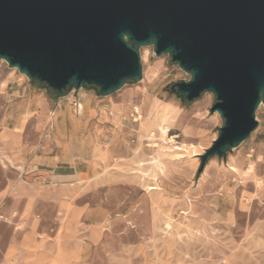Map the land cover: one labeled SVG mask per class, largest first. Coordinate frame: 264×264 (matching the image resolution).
Returning a JSON list of instances; mask_svg holds the SVG:
<instances>
[{
    "label": "rangeland",
    "instance_id": "rangeland-1",
    "mask_svg": "<svg viewBox=\"0 0 264 264\" xmlns=\"http://www.w3.org/2000/svg\"><path fill=\"white\" fill-rule=\"evenodd\" d=\"M137 50L141 78L107 95L57 96L0 62V264H28L38 241L78 243L75 264H264V107L244 142L199 171L224 123L215 96L186 101L175 84L191 74Z\"/></svg>",
    "mask_w": 264,
    "mask_h": 264
},
{
    "label": "water",
    "instance_id": "water-1",
    "mask_svg": "<svg viewBox=\"0 0 264 264\" xmlns=\"http://www.w3.org/2000/svg\"><path fill=\"white\" fill-rule=\"evenodd\" d=\"M146 45L192 74L175 84L186 101L215 96L224 123L199 171L251 135L264 105V0H0V58L57 96L138 81Z\"/></svg>",
    "mask_w": 264,
    "mask_h": 264
},
{
    "label": "crops",
    "instance_id": "crops-1",
    "mask_svg": "<svg viewBox=\"0 0 264 264\" xmlns=\"http://www.w3.org/2000/svg\"><path fill=\"white\" fill-rule=\"evenodd\" d=\"M80 115V114H77ZM20 117H24L23 119H20ZM27 118V113H20L19 115H16V121L19 123L21 127H23L22 122H25ZM70 118V117H69ZM70 121V127L72 131L78 132L83 129L82 125L77 122V120H74L73 118L69 119ZM60 122H62L60 120ZM75 125V127H74ZM61 125L58 126V133L60 131ZM75 128V129H74ZM93 156L95 158L100 159L101 161H105L106 153L103 152L100 149H95L93 152ZM41 162L44 164H53L55 163L54 158L52 157H43L41 159ZM66 169H69L67 172H63V174L68 175L71 174V166H66ZM37 250L38 252L31 254V256L28 259V264H75L76 257L78 255L79 249H84L83 247H78V243L75 242H68L64 243V247H58L57 243L52 242H44V241H38L37 243ZM86 245V243H85ZM87 249V247H85ZM82 264H92L91 261L88 259L84 260Z\"/></svg>",
    "mask_w": 264,
    "mask_h": 264
},
{
    "label": "bare ground",
    "instance_id": "bare-ground-1",
    "mask_svg": "<svg viewBox=\"0 0 264 264\" xmlns=\"http://www.w3.org/2000/svg\"><path fill=\"white\" fill-rule=\"evenodd\" d=\"M0 62L7 63L6 59H4V58H0ZM11 69H13V70H17L18 67L15 66V67H13V68H11ZM19 74L22 75V76H26V74H24L23 72H19ZM26 77H27V76H26ZM191 79H192V74H191ZM191 79H190V80H191ZM123 86H125V84H122V86H120L119 89H121ZM207 93H211V92H207ZM83 107H84L83 104H82V103H79L78 112H81V110L83 109ZM261 107H264L262 99L260 100V102H259V104H258V106H257V110L260 109ZM137 110H138V109L135 108V111H137ZM215 114L220 115L219 112H216ZM255 119H256V113H255ZM74 127H75V125H74ZM75 128H76V127H75ZM75 128H74V129H75ZM160 131H161V134L163 135V137L165 138V141H169V142L173 141L172 138L166 140L167 127H164V126L161 127V128H160ZM150 135H151V133H150ZM147 137L149 138V136H147ZM150 137H151V136H150ZM167 137H168V136H167ZM187 147H188L189 149L193 148V146H191V145H189V146H187ZM176 150H178V151H182V147H179V146H178V147H176ZM249 169H250L249 172H252V171H251V167H250ZM229 170L235 172V168L232 167V166L229 167ZM150 189L152 190V189H154V188H150ZM166 226H167V225H166ZM166 228H167V227H166ZM170 230H171V229H170Z\"/></svg>",
    "mask_w": 264,
    "mask_h": 264
},
{
    "label": "built area",
    "instance_id": "built-area-1",
    "mask_svg": "<svg viewBox=\"0 0 264 264\" xmlns=\"http://www.w3.org/2000/svg\"><path fill=\"white\" fill-rule=\"evenodd\" d=\"M8 66V65H7ZM9 67V66H8ZM75 106H77V109H78V107H79V104H76Z\"/></svg>",
    "mask_w": 264,
    "mask_h": 264
},
{
    "label": "trees",
    "instance_id": "trees-1",
    "mask_svg": "<svg viewBox=\"0 0 264 264\" xmlns=\"http://www.w3.org/2000/svg\"><path fill=\"white\" fill-rule=\"evenodd\" d=\"M56 94V93H55ZM57 95V94H56Z\"/></svg>",
    "mask_w": 264,
    "mask_h": 264
}]
</instances>
